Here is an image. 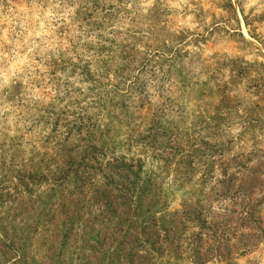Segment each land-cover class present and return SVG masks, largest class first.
Returning a JSON list of instances; mask_svg holds the SVG:
<instances>
[{
  "label": "rangeland",
  "instance_id": "rangeland-1",
  "mask_svg": "<svg viewBox=\"0 0 264 264\" xmlns=\"http://www.w3.org/2000/svg\"><path fill=\"white\" fill-rule=\"evenodd\" d=\"M177 2L0 0V264H113L131 234L151 240L132 213L116 227L87 206L90 185L71 189L112 158L162 172L155 219L165 208L157 226L178 237L134 264H264V237L242 258L190 251L196 235L217 245L209 224L229 208L195 195L202 175L264 178V0Z\"/></svg>",
  "mask_w": 264,
  "mask_h": 264
},
{
  "label": "trees",
  "instance_id": "trees-1",
  "mask_svg": "<svg viewBox=\"0 0 264 264\" xmlns=\"http://www.w3.org/2000/svg\"><path fill=\"white\" fill-rule=\"evenodd\" d=\"M82 12H86V10ZM185 160H190V157L186 154L181 155L179 161ZM135 164L134 166L131 163H125L123 158H112L110 162L101 165L107 170V175L101 174L94 184L89 183L88 177H82V185L75 184L71 188L77 189L79 192L86 184L90 185L93 187L92 191L95 192V195L94 198L86 200L87 206L94 204L99 207L98 211L104 217L108 214L111 215L109 219L115 220L113 225L116 227L121 220L130 219L129 214L132 213L135 221H139L141 232L148 233L151 238V240L143 242L131 234L132 241H124L126 243L123 242L121 248L114 253L113 264H134L140 259L138 256H146L143 248L146 243L151 242L152 246L159 245L158 237L161 232L163 233V242L168 241L169 238H171V242L174 241L173 238L178 241L176 234L171 233L172 230L170 233L164 232L157 226L159 223L162 225L164 219L171 216L165 208H163L160 218L155 219L157 213L154 203L157 201L154 198L160 195L161 181L163 180L160 178V173L162 174V172L147 171L143 173L141 162L138 160ZM62 165L65 176L74 172L72 162ZM233 171L235 175L232 176L222 175L218 178L208 176V180H206L205 175H202L198 179L200 190L195 195L198 193V195H204L205 202L213 200L214 202L227 203L229 208L222 215H215L214 220L209 224L213 235H217L213 237V239L216 238L214 240L217 243L215 247L212 242L204 244L198 235L194 236L190 251L195 256L201 254L208 256L207 254L210 252H221L217 256L229 257L230 252L233 255H238L235 253L237 250L241 253L240 257L242 258L254 252L260 244L259 239L264 237V195L260 199L254 200V193L259 194L260 190L264 191V178L256 175L254 166L236 167ZM76 180L79 182L78 178ZM68 186L69 184L66 183L63 191L70 198L72 192L67 190ZM203 200L196 201L195 204H199ZM198 209L199 213L196 217H200L203 211L202 206H199ZM193 212L195 213L192 203L190 201L183 202L181 211L176 215L179 219L175 221V231L181 232L185 229L187 218ZM193 221L196 222V228L201 233L210 232L209 229H205V224L200 223V220L193 218Z\"/></svg>",
  "mask_w": 264,
  "mask_h": 264
},
{
  "label": "clouds",
  "instance_id": "clouds-1",
  "mask_svg": "<svg viewBox=\"0 0 264 264\" xmlns=\"http://www.w3.org/2000/svg\"><path fill=\"white\" fill-rule=\"evenodd\" d=\"M151 2H152V0H148V3H151ZM180 2L187 3V0H178V2L176 3L175 6L179 7ZM234 131H239V129H235Z\"/></svg>",
  "mask_w": 264,
  "mask_h": 264
}]
</instances>
